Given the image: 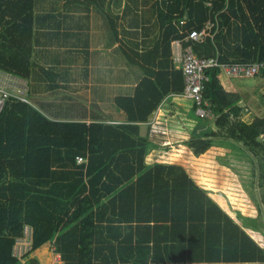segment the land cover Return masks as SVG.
Instances as JSON below:
<instances>
[{"label": "trees", "instance_id": "trees-1", "mask_svg": "<svg viewBox=\"0 0 264 264\" xmlns=\"http://www.w3.org/2000/svg\"><path fill=\"white\" fill-rule=\"evenodd\" d=\"M126 1L125 11L136 5L135 28L159 30L153 48L132 49L144 76L133 94L116 98L127 121H55L28 95L11 97L0 112V264H24L26 254L15 255L14 246L26 226L33 230L30 252L50 243L63 264L264 263V246L243 227L250 218L240 214L242 226L183 167L149 164L155 144L140 126L167 97L184 96L174 40L222 64L259 63L255 77L264 78V0ZM36 3L0 0V69L24 78L50 72L32 59ZM112 23L117 34L118 16ZM193 31L204 34L194 39ZM221 75V66L206 70L202 106L209 113L198 114L190 99L199 119L216 116L217 129L186 145L197 156L218 137L243 145L254 167L242 183L259 211L254 222L264 226V116L241 119L240 95L225 90ZM25 264L41 263L32 257Z\"/></svg>", "mask_w": 264, "mask_h": 264}, {"label": "crops", "instance_id": "crops-1", "mask_svg": "<svg viewBox=\"0 0 264 264\" xmlns=\"http://www.w3.org/2000/svg\"><path fill=\"white\" fill-rule=\"evenodd\" d=\"M75 1V4H70L67 0H37L34 8V29L38 32L32 59L50 72L36 69L31 77L24 78L0 69V84L18 82L27 85L26 94L30 102L55 121L123 123L127 121L126 113L117 107L116 98L133 94L144 76L137 62L139 57L132 49L145 53L148 48H153L159 37V30L155 28L144 31L141 25L135 28L133 24L136 21L141 23L133 7L136 5L130 3L131 8L125 11L126 0L121 4L115 0H93L90 9L86 4L88 0ZM116 16L117 34L112 23ZM151 21L155 19L152 18ZM178 42L180 40H174L171 44L173 60L174 47ZM220 80L226 91L240 95L238 105L242 107L239 115L241 119L252 122L256 117L264 116V78L259 75L251 81H243V78L221 75ZM172 116L176 117L177 126L169 132L171 141L168 140V135L161 132H164L163 119ZM237 118L232 114V119ZM140 126L141 134L148 136L155 144L146 157L149 164L160 162L183 167L224 210L226 204L233 206L241 197L250 201L252 207L248 213L243 212L241 207L236 209L244 217L250 218L248 221L252 225L243 226L242 219L236 221L255 241L264 246V226L254 222L257 220L258 223V208L242 186L243 176L246 177L248 174L245 173H250L254 167L252 159L245 154L247 150L232 139L220 137L214 138L212 146L199 156L186 145V141L193 135L215 131L218 126L216 116L212 114L207 120H201L193 113V102L190 99L170 95L152 113L149 120L142 122ZM166 130L168 132V128ZM174 143H178L175 145L179 148L176 152H180L178 155L181 159L178 158L176 163L161 162L158 158L162 155L155 152L161 149L168 151L171 147L167 144L173 147ZM32 231V227H25L24 235L16 240L15 255L22 257L20 254L27 252L18 251L17 248L26 241L31 243ZM49 247L55 255L51 257L54 263L60 254L55 252L50 243L42 246L35 254L40 255V250L48 251ZM48 262L49 259L47 263L40 261L41 264ZM226 263L264 264H187Z\"/></svg>", "mask_w": 264, "mask_h": 264}, {"label": "built area", "instance_id": "built-area-1", "mask_svg": "<svg viewBox=\"0 0 264 264\" xmlns=\"http://www.w3.org/2000/svg\"><path fill=\"white\" fill-rule=\"evenodd\" d=\"M202 34H204V31H193L190 33V37L199 39L202 37ZM176 45L178 48H176L174 52V60L180 63L185 75L186 87L184 96L198 103L197 113L200 115L209 113L208 110L202 106V102L204 101V82L207 80L206 70L208 68L212 66H221L223 73L228 77L248 78L257 75L262 67L259 63L222 64L218 59L213 57H197L190 46L183 49L179 42L176 43ZM27 91V85H21L18 82H9L5 85L0 84V112L3 111L7 101L11 97L22 99L24 98L22 94H26ZM262 140L264 141V135H262ZM84 160L85 159L81 156L77 158L78 162H83ZM53 264H60V256H58V259L55 260Z\"/></svg>", "mask_w": 264, "mask_h": 264}, {"label": "rangeland", "instance_id": "rangeland-1", "mask_svg": "<svg viewBox=\"0 0 264 264\" xmlns=\"http://www.w3.org/2000/svg\"><path fill=\"white\" fill-rule=\"evenodd\" d=\"M175 48H178V46L177 45H175V47H174V49ZM259 76V75H258ZM256 77L254 76V77H249V78H243V81H251V80H253V79H255ZM261 81V80H260ZM22 96L23 97H25V96H27V94H22ZM184 97H186V96H184ZM186 98H188V97H186ZM189 99V98H188ZM175 118L176 117H174V116H172V117H165V119H163V120H165L164 122L165 123H163L162 124V126H163V131L164 132H161V133H163V134H165V135H168V140H171V137H170V134H169V132H171L172 131V129L173 128H176V126H177V121L175 120ZM169 123V124H168ZM166 128H168V132H166L167 130H166ZM158 129L160 130V127H158ZM163 140H165V139H163ZM172 141V140H171ZM176 144H178V143H174V146L172 147L171 146V144H167V146L168 147H171V149H169L168 151L167 150H164V149H161V151H157V152H155V153H160L162 156L160 157V158H158V159H161L160 161L161 162H166V161H168L169 163H176V162H178L179 161V159H181V156H179L178 155V153H180L179 151H177L176 152V149L178 150L179 148H176ZM189 148V147H188ZM192 152H193V150L192 149H190ZM182 155V154H181ZM179 158V159H178ZM184 158V157H183ZM187 160H189V158L187 157ZM245 174H248V173H245ZM244 174V175H245ZM243 186V185H242ZM244 187V186H243ZM245 190V189H244ZM248 199V198H247ZM237 203H234V205L233 206H230V205H228V204H226L227 206H224L225 207V211L227 212V213H229V215H231L235 220H237V221H239L240 220V214H241V212H238L237 210L238 209H236V207H241L240 209L241 210H243V212H245V213H248V211H249V209L252 207V205H251V202L250 201H248V200H246L245 198L244 199H242V197H241V199L240 200H237L236 201ZM234 207V208H233ZM242 215V214H241ZM243 216V215H242ZM264 231V230H263ZM45 248V247H44ZM18 249V251H23V250H25V251H27V252H25V253H23V254H20V255H25L22 259H21V261L25 264V263H28L29 262V259L30 258H32V257H36L39 261H41V262H43V263H47V261H48V259H49V262H48V264H52L53 263V260H52V258L51 257H54L55 255H54V253H53V251H52V249H51V247H49L48 248V251H41L40 250V255H38V254H35V252L36 251H34V252H30V249H31V243L29 242V241H26L25 243H22L21 245H20V247H18L17 248ZM29 253V254H28ZM50 254H51V256H50ZM58 257V256H57ZM227 264V263H226Z\"/></svg>", "mask_w": 264, "mask_h": 264}]
</instances>
